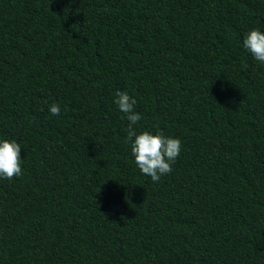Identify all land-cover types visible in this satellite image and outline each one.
<instances>
[{
  "label": "trees",
  "instance_id": "16d2710c",
  "mask_svg": "<svg viewBox=\"0 0 264 264\" xmlns=\"http://www.w3.org/2000/svg\"><path fill=\"white\" fill-rule=\"evenodd\" d=\"M264 0H0V264H264ZM137 133L181 141L153 182ZM58 104L53 116L49 106Z\"/></svg>",
  "mask_w": 264,
  "mask_h": 264
},
{
  "label": "clouds",
  "instance_id": "9594fccd",
  "mask_svg": "<svg viewBox=\"0 0 264 264\" xmlns=\"http://www.w3.org/2000/svg\"><path fill=\"white\" fill-rule=\"evenodd\" d=\"M243 47L247 49L256 61L264 64V32L252 29L243 38ZM114 103L124 114L122 119L128 121L127 140L131 143V154L143 175L149 176L153 182H159L162 176L173 171V163L180 155L181 141L178 138L166 137L162 132L152 134L148 131L137 133L135 125L141 120V115L134 111L136 100L127 92H116ZM53 116L60 115L58 104L49 106ZM21 146L15 140H0V177L11 180L22 174Z\"/></svg>",
  "mask_w": 264,
  "mask_h": 264
}]
</instances>
